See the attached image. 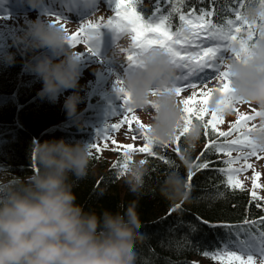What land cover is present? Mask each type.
Returning a JSON list of instances; mask_svg holds the SVG:
<instances>
[{
    "label": "clouds",
    "instance_id": "obj_1",
    "mask_svg": "<svg viewBox=\"0 0 264 264\" xmlns=\"http://www.w3.org/2000/svg\"><path fill=\"white\" fill-rule=\"evenodd\" d=\"M29 3L36 6L40 0ZM241 14L255 23L257 34L249 39L247 33H241L248 44V55L226 54L221 65L227 70L233 98L232 104L224 106V112L231 113L233 104L257 107L259 114L246 132L264 154V0H245ZM72 27L68 18L56 21L46 16L30 17L13 38L14 44L29 52L26 63L41 81L37 93L40 97L54 102L72 89L63 100L69 116L77 114L82 99V61L80 52L69 43ZM230 48L238 49L239 41H233ZM130 50L132 41L126 35L115 43L117 57ZM15 55L9 50L2 58L14 63ZM174 77L163 49L152 46L141 50L136 63L120 74L119 87L148 125L142 140L149 151L163 153L181 135L179 157L189 166L204 122L194 118L185 129L178 98L168 91L175 86ZM218 83L222 87V76ZM224 97L219 88L214 89L208 100L209 110L221 107ZM90 152V142L81 139L32 138L29 153L36 163L34 171L0 180V264H138L137 245L145 234L135 209L117 216L107 210L86 209L77 201L74 178L88 173ZM144 178L138 163H131L123 177L129 198L137 196ZM188 188L186 176L175 167L161 183L162 193L173 200L187 199Z\"/></svg>",
    "mask_w": 264,
    "mask_h": 264
},
{
    "label": "trees",
    "instance_id": "obj_2",
    "mask_svg": "<svg viewBox=\"0 0 264 264\" xmlns=\"http://www.w3.org/2000/svg\"><path fill=\"white\" fill-rule=\"evenodd\" d=\"M136 6L144 17L152 14L156 8L166 12L172 7L169 0H137ZM234 7L241 8L238 0H184L183 4L185 12L189 9H195L197 13L200 9L211 10L212 16L209 18L219 23L233 17ZM179 21V14L174 13L173 29ZM9 50L15 52V62H0L2 180L11 179L14 174L25 176L34 171L36 163L29 153L33 137L43 140L63 136L69 140L86 141L90 133V128L83 121V113L69 116L63 102H53L37 94L39 82L26 63L29 52L21 50L12 41L7 45ZM217 137L210 125L208 132L203 130L193 159L203 154L210 164L203 169H192L187 199L173 200L162 193L161 183L174 166L159 155L146 153L144 164H138L145 178L137 196L132 199L128 196L125 182L120 180V153L116 158H108L93 150L88 173L74 178L77 201L86 209L97 212L107 210L117 216L129 208L135 209L138 225L145 234L137 245L138 264H194L195 256L220 248L239 231L259 235L264 229L263 202L246 187L233 188L226 183V173L220 171L226 168L225 154L204 148L208 139L216 140ZM163 153L171 154L177 161L175 169L188 180L189 166L183 163L174 147H169ZM177 204L180 207L174 208ZM225 224L228 226L225 227ZM224 264L238 262L228 261Z\"/></svg>",
    "mask_w": 264,
    "mask_h": 264
},
{
    "label": "snow or ice",
    "instance_id": "obj_3",
    "mask_svg": "<svg viewBox=\"0 0 264 264\" xmlns=\"http://www.w3.org/2000/svg\"><path fill=\"white\" fill-rule=\"evenodd\" d=\"M172 7L166 12L158 11V15L150 16L146 19L140 11L134 6L132 0H114L115 15L108 16L107 19L100 17L99 19H87L81 21L78 26L70 32L69 43L73 46H78L82 41L85 45L90 47L89 42L98 35L100 26L107 25L117 32H131L132 50L127 51L128 65L136 63L138 53L148 47L158 46L163 49L167 57L170 67H177L180 69L178 75H175V86L168 91L174 93L177 97H181L184 90H191L190 94H183V107L185 129L192 120L200 119L204 122V131L208 132L209 125L211 129L218 134L216 140L208 139L204 148L211 149L220 153L226 154L225 163L226 168L220 169L226 173V183L233 188L242 186L243 181L239 180L237 173L245 170L246 167H254L251 156L264 155L254 144L251 143L250 137L246 130L252 127L248 121L254 120L259 114V110L243 112L239 111L237 105L233 104V109L237 110V117L230 121L231 126L228 129H223L217 125L222 119L224 106L232 104L233 98L230 95V80L226 68L222 69L221 65L224 63L226 54L230 51L236 57L247 56L249 52L246 39L241 36V33H247L249 39L256 36L254 30L256 25L244 19L241 14V9L245 0H238L241 8L233 9L235 17H229L224 23L215 22L209 18L212 16V11L209 9H200L199 12L195 9H189L187 12L183 10L184 0H169ZM174 13L179 14L180 24L173 30L172 16ZM154 22H149L152 18ZM66 19L63 16H57L56 21ZM246 26V27H245ZM261 34H264V27L261 28ZM233 41H239V48H230ZM214 68V74L205 75L203 69ZM223 77V85L214 83L209 85L207 80L211 77L214 81ZM113 85L117 89V93L122 96L124 104V113L116 120L114 124L105 123L103 130L97 129V132L108 140L109 133L114 129L120 128L122 124L127 123L129 128H132L133 121H136L138 126V133L145 134L144 130L148 125L142 121L141 117L133 110V106L129 103L127 93L119 87L120 76ZM225 93L224 100L221 107L209 110L208 100L214 89ZM197 93H201L197 96ZM196 100L195 107L190 106L193 100ZM207 113V115H206ZM211 117L210 119L208 117ZM123 132V129H121ZM127 135V133H124ZM231 134V140H222L220 137H225ZM181 135H178L176 141L170 146L174 147V151L178 154L181 152ZM113 142L115 138H113ZM101 145L91 144L90 149L99 148ZM107 147V144L104 145ZM236 148V155H233V148ZM245 148L247 150H245ZM133 152H147L152 156L159 155L161 159L167 160L170 165L177 166V161L172 158L170 153H156L150 152L148 146L143 143L140 146H135L132 143L124 145L122 167L127 169L130 167ZM92 155V152H90ZM139 165L144 164V160H140ZM210 162L201 154L197 159H192L189 164V173L187 184L190 187V181L193 175L192 169L206 168ZM261 173L256 171L253 173L251 179L253 184L256 183V177ZM255 196L256 193L254 192ZM264 198V197H262ZM174 208L180 207L179 204L174 205ZM172 209H170L171 211ZM251 223V222H249ZM228 225L225 224V227ZM242 249H247L244 254L241 251H227L217 249L213 252L207 253L214 256L218 260H235L238 264H264V229H261L259 236L255 233L251 237H245L240 242ZM253 249L260 255V260L257 261L256 256L252 254ZM192 264V262H189Z\"/></svg>",
    "mask_w": 264,
    "mask_h": 264
},
{
    "label": "rangeland",
    "instance_id": "obj_4",
    "mask_svg": "<svg viewBox=\"0 0 264 264\" xmlns=\"http://www.w3.org/2000/svg\"><path fill=\"white\" fill-rule=\"evenodd\" d=\"M49 1L50 0H40L39 4L31 6L29 0H0V62L3 60V53L7 51L6 46L9 42H13V38L16 33L23 30L25 21L30 17L34 18L36 16H46L50 19L56 20L57 16H63L71 20L73 26L72 30H74L83 20L99 19L100 17L107 19L108 16L115 15L114 0H72L75 1L77 8L79 6L78 17L66 14L68 0H58L57 4L59 7L57 11L54 6L56 4V0H51L54 4L52 6H50ZM132 2L135 6L136 0H132ZM154 19L155 18L153 17L149 22H154ZM124 35L131 40L130 31L117 32L115 29L102 24L98 29V35L89 42L90 47L85 45L82 41L78 46L71 45L72 47L77 48L80 52L82 61V73L79 79L82 99L78 105V112L84 111V114H87L88 111L91 112L90 118L87 117V124H89L94 130V133L91 134V144L101 145V147L96 149H99L100 152L108 158H116L118 153L122 156L120 168V180L122 181H124L123 177L127 174V169L122 167L124 163V145L132 143L135 147L143 144L142 134L137 135L138 126L136 121H133L132 128H129L125 122V124H122L120 128L114 129L109 133L108 140H105L97 132V129L103 130L105 123L114 124L125 111L122 107L124 104L123 98L113 87L119 78L118 76H120V74L129 66L127 52L123 57H117L115 55V43L122 40ZM227 54L232 55L230 51ZM170 70L174 75H178L180 72V69L177 67H170ZM214 72L215 69L213 71L203 69V73L205 75L214 74ZM36 80H38V87L40 88L42 86L41 81L38 78ZM207 83L211 85L218 83V81H214L211 77H209ZM70 91H72V89H68L62 93L57 101L62 103L64 96ZM190 92L191 90H184L182 95L190 94ZM200 94L201 93H197V96ZM182 95L181 97H177V102L180 104L181 108L183 107ZM195 103L196 100L194 98L190 106L195 107ZM237 107L239 111L249 113L257 109L255 105L238 104ZM133 110L141 117L142 121L145 122L144 117H142L134 107ZM223 116L226 117V119H222L217 126L222 127L223 129H228L231 126L229 122L235 120L237 117V110L233 109L231 113L224 112ZM208 118L210 119L211 117L209 116ZM252 121H248V123ZM121 129H123V132H121ZM124 133H127V135ZM233 135L235 134L225 136V140H231ZM113 138H115L116 142H113ZM105 144H107V147H104ZM245 150L247 149L245 148ZM146 153L147 152H133L132 161L129 163H138L143 159V156ZM232 154L236 155L235 147L233 148ZM249 159L252 161L254 167H246L244 171L239 172L236 175L239 180L243 181L242 186L246 187L252 195L255 192V196H257V198L261 200L264 205V198H262L264 197V167L261 166L264 165V155L251 156ZM256 171H259L261 175L256 177V183L253 184L251 177ZM2 178L3 174L0 169V180H2ZM241 232L242 231H239L238 234ZM251 235H247V237H251ZM242 236H244V239L245 235L243 233ZM239 242L234 240L232 243L230 242L225 245L223 250L225 252L241 251L242 254H244L247 249H242ZM252 254L256 256L257 261L260 260V255L255 251V249H253ZM193 261L195 264H224L228 261L238 262L235 260H218L212 255L195 256Z\"/></svg>",
    "mask_w": 264,
    "mask_h": 264
}]
</instances>
